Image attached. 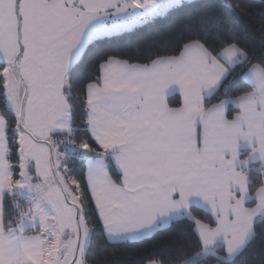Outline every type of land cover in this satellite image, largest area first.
<instances>
[{
  "label": "snow or ice",
  "instance_id": "1",
  "mask_svg": "<svg viewBox=\"0 0 264 264\" xmlns=\"http://www.w3.org/2000/svg\"><path fill=\"white\" fill-rule=\"evenodd\" d=\"M163 21L178 38L142 59L100 47ZM175 223L146 264H264V11L0 0V264H103Z\"/></svg>",
  "mask_w": 264,
  "mask_h": 264
},
{
  "label": "trees",
  "instance_id": "2",
  "mask_svg": "<svg viewBox=\"0 0 264 264\" xmlns=\"http://www.w3.org/2000/svg\"><path fill=\"white\" fill-rule=\"evenodd\" d=\"M225 2L228 3L230 0H225ZM244 3L257 14L264 11V0H244ZM258 24L259 20H253L251 16H245L238 21L239 37L244 43L250 46L255 45L257 40L255 28ZM178 35L177 21H163L151 31L139 32L134 36L114 37L104 41L100 47L138 60L142 59L149 50L175 42ZM81 71L87 73L88 66L84 65ZM184 227L185 225L175 223L169 230L157 233L146 240L105 245L107 253L103 257V264H146L149 257L172 259L178 254L173 246V238ZM262 242L264 241L258 239L257 246Z\"/></svg>",
  "mask_w": 264,
  "mask_h": 264
},
{
  "label": "crops",
  "instance_id": "3",
  "mask_svg": "<svg viewBox=\"0 0 264 264\" xmlns=\"http://www.w3.org/2000/svg\"><path fill=\"white\" fill-rule=\"evenodd\" d=\"M152 237V236H151ZM151 237H146V238H144V239H142V240H146V239H149V238H151ZM142 240H140V241H142ZM135 242H139V241H135ZM123 243H126V242H123ZM114 244H119V243H114Z\"/></svg>",
  "mask_w": 264,
  "mask_h": 264
}]
</instances>
